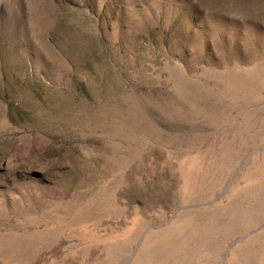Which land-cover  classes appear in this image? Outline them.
<instances>
[{"label": "rangeland", "instance_id": "1", "mask_svg": "<svg viewBox=\"0 0 264 264\" xmlns=\"http://www.w3.org/2000/svg\"><path fill=\"white\" fill-rule=\"evenodd\" d=\"M0 264H264V0H0Z\"/></svg>", "mask_w": 264, "mask_h": 264}]
</instances>
